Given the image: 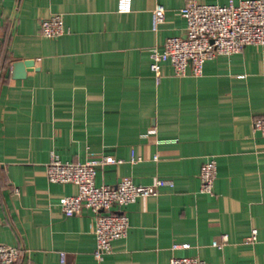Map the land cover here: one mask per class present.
<instances>
[{
    "label": "crops",
    "instance_id": "1",
    "mask_svg": "<svg viewBox=\"0 0 264 264\" xmlns=\"http://www.w3.org/2000/svg\"><path fill=\"white\" fill-rule=\"evenodd\" d=\"M188 1L131 0L119 13L117 0H0V244L19 249L14 264H264V140L252 127L264 118V46L218 55L199 77L174 76L165 63L156 82L150 52L184 35ZM53 14L64 32L45 38L40 20ZM20 60L34 64L13 78ZM165 139L177 141L157 143ZM51 152L62 162L120 160L97 167L96 186H173L123 208L127 235L97 262L92 213L61 209L77 187L47 181ZM209 158L216 177L206 194L198 175Z\"/></svg>",
    "mask_w": 264,
    "mask_h": 264
},
{
    "label": "built area",
    "instance_id": "2",
    "mask_svg": "<svg viewBox=\"0 0 264 264\" xmlns=\"http://www.w3.org/2000/svg\"><path fill=\"white\" fill-rule=\"evenodd\" d=\"M116 10L128 13L131 0H117ZM185 19L183 36L166 38L161 50L150 52V69L156 82H159L163 64L167 63L177 77H199L206 61L218 55H231L240 52L245 46H264V0H241L234 4L229 0L226 5L206 4L194 0L188 1L180 9ZM154 23L164 18V9L158 5L153 11ZM64 32L62 17L53 14L40 20V34L45 38H55ZM254 131L264 140V118H255L252 122ZM176 139L158 140L157 143H175ZM157 156H153L156 160ZM141 158L131 154L130 162ZM112 156L89 158L83 163L62 162L54 153H50L45 168L48 182L71 183L77 187V194L65 196L61 200V209L66 217L80 214L88 209L94 218L95 247L93 258L101 262L111 250L114 240L125 238L128 230V217L123 208L134 203L138 198L157 196L160 188L172 187L173 182L156 179L151 184L138 185L130 179L120 180L115 185H95L98 166L120 163ZM216 177V162L209 158L199 170V191L212 192ZM226 236H223V241ZM256 240V230L245 237V242ZM216 246V242L212 243ZM179 246L174 245L173 248ZM180 247H185L180 246ZM19 257L15 246L0 244V264H14ZM59 261H65V253L59 252ZM167 264H205L197 257H171Z\"/></svg>",
    "mask_w": 264,
    "mask_h": 264
},
{
    "label": "water",
    "instance_id": "3",
    "mask_svg": "<svg viewBox=\"0 0 264 264\" xmlns=\"http://www.w3.org/2000/svg\"><path fill=\"white\" fill-rule=\"evenodd\" d=\"M33 64V60H20L13 62L12 77L17 79L22 78L25 75V72L31 69L30 67Z\"/></svg>",
    "mask_w": 264,
    "mask_h": 264
}]
</instances>
